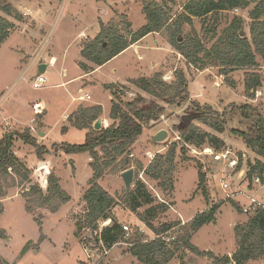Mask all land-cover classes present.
Here are the masks:
<instances>
[{
    "label": "rangeland",
    "instance_id": "1",
    "mask_svg": "<svg viewBox=\"0 0 264 264\" xmlns=\"http://www.w3.org/2000/svg\"><path fill=\"white\" fill-rule=\"evenodd\" d=\"M158 1L167 4L175 19L183 12V5L188 0ZM257 1L250 0L251 4L247 8L223 11L218 16L210 14L206 21L194 17L193 24H184L182 36L197 34L205 45L210 47L234 21L241 20V31L244 30L251 38L250 11ZM3 2L7 1L1 0L0 4ZM13 2L24 20L27 19L30 23L37 21L40 28L31 32L32 35H37L36 48L34 52L26 51V55L12 49L17 43L23 44L24 35L16 34L9 41L3 44L0 42V139L9 132H23L29 128L31 134L36 136L37 143L46 149L44 160L39 159L34 145L21 139L14 141L15 155L28 166L32 182L47 179L48 174L53 171L60 178L62 188L71 196V200L56 212L41 209L44 217L40 227L35 215L26 209L27 198L24 192L31 186L22 180L21 176L15 175V185L6 187L5 194L0 196L3 207L0 212V264H142L129 252L127 243L115 245L104 255L102 243L97 241L99 233L96 231L86 229L82 232L84 241L91 249L78 240V219L85 213L83 196L94 171L89 153L67 154L59 149L60 144H81L85 141L86 130L75 127L66 117L74 112L77 105H101L103 127H106L111 123L109 112L114 98L112 89L108 88L109 84H115L122 99L129 100L138 93L131 80L162 74L164 80L171 81L176 69L185 71L189 100L167 105L161 103L166 106V110L159 119L144 126L143 133L137 138L129 156L128 169H134V182L137 179L143 180L158 202L169 205L168 211L153 221L154 225L158 227L165 222H179L163 236L173 240L190 232L191 242L202 252H187L183 258L176 257L168 264H217L216 258L232 255L238 248L235 226L246 223L252 214L244 212L243 207L249 204L250 196L264 201V183L254 184L245 178L248 163L255 161L256 156L241 138L231 131H245L253 122V118L242 116L238 106L252 103L258 106L264 115V60L258 55L256 67L238 68L233 71L229 78L234 81V85H230L221 74L220 66L200 69L189 65L169 43L168 30L165 29L145 36L136 46L128 47L98 70L85 73L79 62L94 65L82 56L80 47L96 37L103 24L113 22L124 27L123 16L130 22L133 31L143 26L146 17L142 0ZM23 7L30 8L32 13L29 15L30 11L27 10L28 16L24 15ZM36 56L46 64H49L52 57L57 60L56 65L49 66L45 72L47 87L40 89L32 87V79L38 74V68L35 67L26 74L28 64ZM249 72H258L262 77V86L253 98L247 96L245 87ZM63 81L68 82L64 85H54ZM85 93L90 94L91 99L79 100L78 97ZM195 102L210 105L224 113L227 120L226 131L217 133L199 122L195 115H191L189 107ZM183 119L204 130L219 134L225 140L226 148L239 157L241 168L236 172L226 170L225 160H216L206 154H194L187 146L186 155L182 157L178 152L174 172L175 190L168 194L162 191L158 182L150 178L144 170L157 153H165L171 142L180 140L177 127ZM64 126L68 128L66 133L62 132ZM41 130L44 131L43 135L39 134ZM161 130L168 132V138L155 141L153 137ZM199 166L206 173L208 198L203 189L199 188ZM123 172L106 173L99 181L116 199L111 214L122 225L129 226L130 234L126 238H135V232H139L144 239L151 240L156 234L138 218V212H143L145 207L136 212L126 202ZM224 174L230 175L231 188L228 190L221 188ZM133 187L134 183L131 189ZM231 194L232 197H229ZM233 202L240 206L241 211ZM213 205L220 206L215 219L193 231L191 223L194 218L202 212H207ZM105 222L109 221L99 223V230L107 225ZM263 263L264 257L245 264Z\"/></svg>",
    "mask_w": 264,
    "mask_h": 264
},
{
    "label": "trees",
    "instance_id": "2",
    "mask_svg": "<svg viewBox=\"0 0 264 264\" xmlns=\"http://www.w3.org/2000/svg\"><path fill=\"white\" fill-rule=\"evenodd\" d=\"M250 4V0H188L183 5V12L173 19L171 9L164 2L142 0L146 23L135 31L131 29V24L125 16L122 19L124 27L113 22L103 24L98 35L86 41L81 51L82 56L94 66L86 62H79V65L85 73H90L145 36L167 29L169 43L189 65L200 69L220 66L225 81L234 85V81L229 78L233 71L238 68L256 67L258 55L264 60V0H258L250 11L251 38L241 34V20L234 21L232 26L210 47H207L197 34L183 37V27L187 23L193 24L194 17L206 21L210 14L218 16L220 12L247 8ZM0 10L11 15L14 13L13 6L8 2L0 4ZM15 15L19 17L17 13ZM11 27L12 23L9 20L0 17V42L8 36ZM131 83L138 89V93L129 100L122 99L120 90L115 84L108 85L114 96L109 112L111 123L108 126L99 130L94 128L95 121L103 112L101 105L79 106L68 116L75 127L86 130L85 141L81 144H60L59 150L67 154L89 153L90 164L94 171L90 185L83 196L85 213L78 219L76 234L83 237L82 232L86 229L96 231L99 233L102 248L111 249L116 244L127 243L129 252L142 264H168L176 257L183 258L187 252L202 253L191 242L190 232L173 240L163 236L179 222H165L158 227L154 225L153 221L167 212L169 205L158 202L143 180H135L134 187L128 194L126 193V202L136 212L145 207L143 212H138V218L156 236L148 240L144 239L141 233L135 232L137 235L135 238H126L124 225L111 214L116 199L99 181L106 173L125 171L129 168V156L137 138L143 133L144 126L152 120L159 119L166 110V106L161 103L167 105L189 100L188 80L183 69H176L174 79L171 81L164 80L162 74H155L151 77L142 76L133 79ZM261 86V75L258 72H249L245 80L247 96L253 98ZM237 108L244 118H253L247 130H231L256 156L255 161H249L245 178L253 182V175L257 172L264 183V115L260 108L252 103ZM189 109L191 115H195L199 122L215 132L222 134L226 131L227 120L224 113H220L210 105H201L199 102H195ZM177 131L180 134V140L171 142V146L165 153H157L144 170L150 178L158 182L159 188L168 194L175 190L174 172L178 152L182 157L186 155L188 144L198 148L211 147L216 151L227 149L225 140L219 134L204 130L185 119L180 122ZM16 139L34 145L39 159L44 160L43 155L46 149L37 143L36 136L31 134L29 128L23 132L13 131L4 135L0 139V196L5 194L6 187L15 185V175L21 176L22 180L31 186L24 192L27 198L26 209L35 215L41 227L44 209L56 212L64 203L71 200V196L62 188L60 178L53 171L48 174L47 179L32 182L28 166L13 151ZM240 168L241 162L233 172ZM198 177L199 188L203 189V193L208 198L205 186L206 173L200 166ZM233 203L241 211L240 206ZM219 207L213 205L207 212L198 214L191 223L192 230H198L212 222ZM2 208L0 202V212ZM108 219H111L110 224L99 230V223ZM235 234L237 250L232 255L216 258L217 264H245L262 259L264 257V207H259L252 212L246 223L237 224ZM81 239L84 245L89 247L84 238ZM208 253L211 254V252Z\"/></svg>",
    "mask_w": 264,
    "mask_h": 264
},
{
    "label": "built area",
    "instance_id": "3",
    "mask_svg": "<svg viewBox=\"0 0 264 264\" xmlns=\"http://www.w3.org/2000/svg\"><path fill=\"white\" fill-rule=\"evenodd\" d=\"M24 15H28V11H25ZM41 63H43V62H41L39 56H36L35 58H33V60L28 64V66L26 68V74H28L35 67H38ZM51 65L52 66L55 65V60L53 58L50 60L49 64L47 65V68H48V66H51ZM46 83H47V78L45 76V73H39L38 72V74L32 79V87L35 88V89L43 88ZM78 99L79 100L91 99V95L88 94V93L81 94L78 97ZM188 146H189V148H191V151L194 154H198V155L206 154V155L213 156L216 160H220V159L225 160L226 170H229V169L235 170V168L239 164V157L235 153H233L231 150H229V149L224 150V151H216V150H214L211 147L198 148V147H196L194 145L191 146L189 144H188ZM230 154H232V156H229ZM241 172H242V170H241ZM224 173H226V172H224ZM229 176L230 175L227 176L226 174H224L222 176L221 188L224 189V190H228V189L231 188L230 181H229ZM253 183L254 184H262L263 183L261 175L259 173H257V172L253 175ZM232 195L233 194L229 195V197H232ZM259 207H264V203L262 201H259L255 197L250 196L249 197V204L244 206L243 210L246 213H251V212H254ZM104 221H109V222H105L104 223V224L109 225L110 222H111V219L104 220ZM123 228L126 231V236H128L130 234L129 233V230H130L129 226L128 225H124ZM99 242H100V239H99ZM116 245H118V244H116ZM101 246H102V244H101ZM86 248L91 249L90 247H86ZM109 250L110 249H107V248L103 247L104 255L107 254L109 252Z\"/></svg>",
    "mask_w": 264,
    "mask_h": 264
},
{
    "label": "crops",
    "instance_id": "4",
    "mask_svg": "<svg viewBox=\"0 0 264 264\" xmlns=\"http://www.w3.org/2000/svg\"><path fill=\"white\" fill-rule=\"evenodd\" d=\"M8 3H10L12 6H13V8H14V13L11 15V14H7V13H5L4 11H2V10H0V17H3V18H6L7 20H9L11 23H12V27L9 29V34H8V36L2 41V44L3 43H5V42H7V41H9L14 35H16V34H18V35H24V38H23V44H16V45H14V47L12 46V49H16L17 51H19L20 53L21 52H23L22 54H24V55H26V51H29V52H34V50H35V48H36V45H35V42H36V36H34V35H32L31 34V32L32 31H37L39 28H40V26H38V23H37V21H35V22H33V23H30L27 19H23L22 18V16L20 15V14H18V11H17V9H16V5H15V3L13 2V0H6ZM20 7H21V5H20ZM23 9L24 10H22V12L24 13L25 11H27V10H29L30 12H29V15L32 13V11L30 10V8H28V7H23ZM18 14L19 15V17H16V15L15 14ZM28 16V15H27ZM29 42H31V44L29 43ZM139 42V41H138ZM138 42L137 43H135V44H133V45H137L138 44ZM132 45V46H133ZM29 46V48H27ZM80 49H81V51H82V49H83V47H80ZM36 52V51H35ZM54 60H55V65H56V57H52ZM51 58V59H52ZM50 59V60H51ZM41 62H43V63H45L44 61H41ZM48 65V64H47ZM54 65V66H55ZM49 67V66H48ZM36 68H38V67H36ZM100 67H97V68H95V70H98ZM25 69V68H24ZM48 69V68H47ZM46 69V70H47ZM95 70H93V71H95ZM92 71V72H93ZM46 72V71H45ZM44 72V73H45ZM91 73V72H90ZM64 75H66V73L64 72L63 73ZM66 82H68V81H63V82H61V83H58V84H54V85H64ZM44 87H47V83L45 84V86ZM43 87V88H44ZM80 104H82V103H80ZM79 104V105H80ZM95 104H97V105H99L98 103H95ZM79 105H77L76 106V108L73 110V111H75L76 109H77V107L79 106ZM104 114V113H103ZM68 115L69 114H67L66 115V117H68ZM103 117H105V115L103 116ZM67 119V118H66ZM65 128L67 127V126H64ZM64 127H63V129H62V132L63 133H66V132H68V128H66V129H64ZM40 132H43L44 133V131L43 130H41ZM45 133H46V136H47V131L45 130ZM75 229V228H74ZM77 237V236H76ZM78 238V240L81 242V244H83L84 245V243H83V241H82V239L81 238H83V237H77ZM114 247V246H113ZM112 247V248H113ZM111 248V249H112ZM105 263V262H104ZM104 263H102V264H104Z\"/></svg>",
    "mask_w": 264,
    "mask_h": 264
},
{
    "label": "water",
    "instance_id": "5",
    "mask_svg": "<svg viewBox=\"0 0 264 264\" xmlns=\"http://www.w3.org/2000/svg\"><path fill=\"white\" fill-rule=\"evenodd\" d=\"M1 1V0H0ZM241 34L242 35H245V32L244 30L241 31ZM47 69V64L46 63H41L39 66H38V72L39 73H44ZM103 118L102 116H100L94 123V128L96 130H99L103 127ZM40 135H43V132H40L39 133ZM168 138V132L166 130H161L159 131L154 137L153 139L155 141H162V140H165ZM122 178H123V181H124V184H125V189H126V193L128 194L130 192V189H131V186L133 185L134 183V169L133 168H130L126 171H124L122 173ZM99 242V239L97 240Z\"/></svg>",
    "mask_w": 264,
    "mask_h": 264
}]
</instances>
